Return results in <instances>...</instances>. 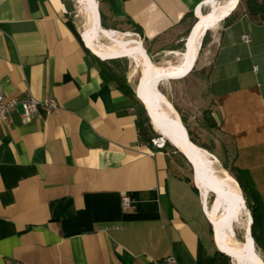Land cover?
I'll return each mask as SVG.
<instances>
[{
  "label": "crops",
  "instance_id": "1",
  "mask_svg": "<svg viewBox=\"0 0 264 264\" xmlns=\"http://www.w3.org/2000/svg\"><path fill=\"white\" fill-rule=\"evenodd\" d=\"M97 1L113 30L138 26L155 43L179 36L185 16L213 0ZM69 6L0 0L4 91L60 104L51 115L0 119V264H161L170 255L215 264L221 250L186 157L143 143L133 101L103 79L109 58L89 48ZM232 13L211 29L203 70L173 81L197 88L212 148L247 170L264 204V22Z\"/></svg>",
  "mask_w": 264,
  "mask_h": 264
},
{
  "label": "bare ground",
  "instance_id": "2",
  "mask_svg": "<svg viewBox=\"0 0 264 264\" xmlns=\"http://www.w3.org/2000/svg\"><path fill=\"white\" fill-rule=\"evenodd\" d=\"M78 1L84 5V9L89 15V24L84 32V38L89 48L104 58L136 56L139 61L142 67V77L137 89H139L142 83L144 91L142 97H140L138 92L139 98L145 103L155 129L161 133L162 138L160 140L165 142L169 141V138H172L175 142L181 143V145L185 143L189 147L194 148L202 158H205L212 164L209 171L197 169L198 172L194 176V180H196L195 183L197 182L196 184H198L202 191L206 212L209 215H215L212 218V225L219 248L233 257L237 264H264L261 255L255 248L256 243L252 235L248 234L252 220L250 210L241 202L243 198L242 190L240 189L241 193L239 197V189L234 177L227 172H225V175H219L215 168L212 153L198 146L187 137L184 124L180 120L175 107L159 88L164 80L172 76L171 73L187 72L194 67L200 52L202 39L206 32L209 29L215 28L222 20L229 16L235 10L239 0H225L214 7L212 6L213 8L206 13L199 14V21L189 36L186 51H175L174 54L176 53L178 56V61L168 67L156 65L140 43H135L131 40L122 41L120 44H105L101 42L98 1ZM208 186L218 193L211 207L207 203ZM244 213L249 216H247L248 221L246 222L248 243L241 242L235 244L234 217L238 215L240 220ZM220 245L231 253L223 250Z\"/></svg>",
  "mask_w": 264,
  "mask_h": 264
},
{
  "label": "rangeland",
  "instance_id": "3",
  "mask_svg": "<svg viewBox=\"0 0 264 264\" xmlns=\"http://www.w3.org/2000/svg\"><path fill=\"white\" fill-rule=\"evenodd\" d=\"M223 1H225V0H213L207 7H204L203 12L209 11L215 5L220 4ZM245 1L246 0L241 1V5L236 9V12H243L244 11ZM67 3L70 5L69 6L70 7V10H69L70 14L74 17V19L80 25V29H82V31L85 32V30L89 24V15L86 12V10L84 9L85 8L84 5L82 3H80L78 0H67ZM126 28H129V32L125 31ZM119 29L122 32L119 33L116 30L106 29L102 26L100 28V31H101L100 32V41L105 43V44H120L122 41L131 40L135 43L142 44L144 46L145 50H147V52L150 51L152 58H153V61L156 65H159L160 67H168L172 64L177 63L178 56L176 55V53L174 54L175 50H171V49H173L174 46L177 44L178 39L183 35L184 31L179 36L172 37V36L167 35L155 43H149V42H144L143 36L137 31V29L134 26H130V27L121 26V27H119ZM185 31H186V29H185ZM121 33H123V34H121ZM210 34H211V30L208 31V37L206 39V43L204 46H203V41H204L205 36L202 39L201 46H200L201 47L200 52L198 54V59H197L196 65H194V67H193V69H194L193 74L194 75L196 73H198L199 71L201 72L203 70L202 64H203V59H204L205 53H207V48H208L210 40H211ZM187 36H184L182 38L184 40L183 47L181 50H178L179 52H182L184 50L185 39L187 38ZM117 58L125 59L126 62L128 63V71H127L128 73L127 74L129 76L130 81L132 82V84L137 89L138 83L142 77V67H141L139 61L137 60L136 56H119ZM191 71L188 74H186V72H173V73H171L172 76H170L166 80H164L160 84L159 88L162 91V93L164 94V96L169 101H171V103L175 107V109L179 115L180 120L182 121V118H184L186 120V122L189 123L188 125H189L190 129L194 133L198 132V134L200 136V139H198L199 143H201L202 145H205V143L207 141V143H208V144H206V145H208L207 147L211 151L214 152L213 159H214L215 168H216L218 174L219 175H225V172L230 174V171L227 170L224 166V164H229L227 157L222 154L223 151L221 148H218L217 152L212 148L210 140L208 139V137L212 136V134L207 132L208 131L207 127L203 128V126L208 124V122H205V120H207V119H205V116H204V114H205V112H203L204 108L201 105V103H199V100H197V98L199 96L197 88L194 86L193 83H188V81H185L184 83L173 81V80L185 78L186 76H188L191 73ZM184 74H186V75H184ZM138 92L140 94V97H142L144 94L142 83L138 89ZM182 123H183V121H182ZM152 125H153V123H152ZM158 133H160V132H158ZM157 138H159V139L162 138L161 133H160L159 137H157ZM212 138H213V136H212ZM170 147L175 148L173 145ZM185 160H186L187 166H188L187 167L188 174L191 176L192 179H194L193 168L186 158H185ZM237 184H238V182H237ZM238 186H239V184H238ZM239 188H240V186H239ZM213 199H214V193L210 190V188L208 186V192H207V200L208 201H207V203H208L209 207L212 206ZM246 202H242V203L246 207H248V209L250 210V207H249L248 203H246ZM208 216L211 219V224H212V218L215 215L211 214ZM247 216L248 215L246 213L242 214L240 220H239L238 215L234 217L233 229H234V233H235V244L241 243V242L245 243L244 238L246 235V226H247L246 222L248 221V217H249V216L248 217ZM250 216H251V213H250ZM251 220H252V216H251ZM251 223H252V221H251ZM255 248L257 249L256 244H255ZM230 261H231V264H237L233 257H230Z\"/></svg>",
  "mask_w": 264,
  "mask_h": 264
},
{
  "label": "trees",
  "instance_id": "4",
  "mask_svg": "<svg viewBox=\"0 0 264 264\" xmlns=\"http://www.w3.org/2000/svg\"><path fill=\"white\" fill-rule=\"evenodd\" d=\"M241 1L242 0H239L235 10L237 9V7L241 5ZM244 11L256 23L264 22V0H246ZM196 13L199 19V12L196 11ZM233 18H234V15L233 13H231L223 21L225 23H230L233 20ZM196 22H197V18L194 15V13H189L185 16V18L183 19V23H185L187 26L186 31H184L185 34L183 33V35L178 39L177 44L171 50L178 51L182 49L183 42H184L182 38L189 34L191 27ZM99 26L100 27L103 26L106 29H113L111 25L109 24L105 13L102 10H100L99 12ZM135 28L141 35H143L142 29L140 27L136 26ZM208 31L206 32V35L203 41V46L206 43V39L208 37ZM183 51H186V48ZM149 53L151 54L150 51ZM149 53L147 52L148 55ZM117 57L119 56H114L109 59L100 60V74L104 80L109 81V82H114L118 86V88L133 101L136 107V115H137L136 123H137V127L139 130L140 136H141V140L143 141V143L147 144L151 148L158 150L159 148H157L152 143V140L154 138L159 137L160 133H158L155 130L150 118L147 115L144 105L141 103V101L136 96V87L132 84L127 74L128 73L127 72L128 63L126 62L125 59L117 58ZM182 121L185 124L184 127L185 126L187 127V128L185 127L186 133L188 135L186 136L189 139H191L195 144L208 150L209 152L213 154V152L207 146L199 143L196 135L190 129L188 123L186 122L184 118H182ZM167 146H172L169 141L165 142L164 148ZM224 166L227 170L230 171V174L234 177L236 183L238 182L240 188L242 189L243 198L241 202L247 201L246 203H248L250 207V212H251L252 222H253L251 223L252 224L251 226L252 237L256 243L258 252L260 253L262 259L264 260V204L261 199V196L259 192L256 190L254 182L251 179L247 170L241 169L232 164H224ZM239 186H238V189H239V197H240L241 191H240ZM210 190L212 191V189ZM223 250L230 252L224 248ZM230 257H231L230 255L228 256L227 254L221 251H217L215 253V264H231Z\"/></svg>",
  "mask_w": 264,
  "mask_h": 264
},
{
  "label": "built area",
  "instance_id": "5",
  "mask_svg": "<svg viewBox=\"0 0 264 264\" xmlns=\"http://www.w3.org/2000/svg\"><path fill=\"white\" fill-rule=\"evenodd\" d=\"M241 40L249 44L251 42V36L249 34H244ZM59 108V102L53 97H47L45 99H39L33 95H27L24 98L11 97L4 91L0 82V119L4 122L12 123L14 121V113H18L25 119H34L40 111H44L51 115L56 113ZM152 143L159 149L165 146V142L161 141L159 138H154ZM153 154L154 153H152V155ZM122 207L124 211H130L133 208V200L128 194L122 195ZM116 228L118 227L106 226L104 230L108 231ZM161 264H178V262L173 255H170L166 257Z\"/></svg>",
  "mask_w": 264,
  "mask_h": 264
},
{
  "label": "water",
  "instance_id": "6",
  "mask_svg": "<svg viewBox=\"0 0 264 264\" xmlns=\"http://www.w3.org/2000/svg\"><path fill=\"white\" fill-rule=\"evenodd\" d=\"M197 11V10H196ZM228 17V16H227ZM196 18H197V22L199 21L198 20V16L196 15ZM196 22V23H197ZM196 23L191 27V29H190V31H189V34H188V37L185 39V45H184V49L186 48L187 49V42H188V39H189V36L191 35V33H192V31H193V29H194V27H195V25H196ZM150 54V53H149ZM150 56H151V54H150ZM151 58H152V56H151ZM152 60H153V58H152ZM140 83V82H139ZM136 96H137V98L140 100V98H139V94H138V89H136ZM141 101V103L144 105V107H145V109H146V111H147V107H146V105H145V103L143 102V100H140ZM147 114H148V111H147ZM148 116H149V114H148ZM150 117V116H149ZM151 119V118H150ZM188 133H189V131H188ZM189 135H190V133H189ZM166 142V141H165ZM169 142L177 149V150H179L185 157H186V159H188V161H189V163L191 164V166H192V168H193V174H194V176L197 174V169H199V170H204V169H206V170H210V168L212 167V164L208 161V160H206L205 158H202L201 157V155L194 149V148H191V147H189L187 144H185L184 143V145L182 144L181 145V143H177V142H175V140H173L172 138H169ZM197 185V184H196ZM212 192L214 193V199L218 196V193H217V191L216 190H212ZM216 200V199H215ZM251 213V212H250ZM253 223V222H252ZM251 226H252V224H251ZM251 226H250V228H249V231H248V234L249 235H252V232H251ZM244 240H245V244L246 243H248V236H247V234L245 235V238H244ZM221 250V249H220ZM221 252H223V253H225L224 251H222L221 250ZM225 254H227V253H225ZM228 256H229V254H227Z\"/></svg>",
  "mask_w": 264,
  "mask_h": 264
}]
</instances>
